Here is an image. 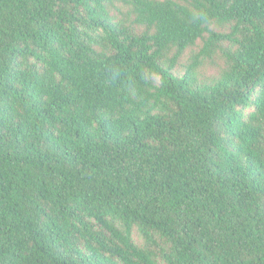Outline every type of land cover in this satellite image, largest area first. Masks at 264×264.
I'll use <instances>...</instances> for the list:
<instances>
[{"label": "trees", "instance_id": "trees-1", "mask_svg": "<svg viewBox=\"0 0 264 264\" xmlns=\"http://www.w3.org/2000/svg\"><path fill=\"white\" fill-rule=\"evenodd\" d=\"M0 264H264V0H0Z\"/></svg>", "mask_w": 264, "mask_h": 264}, {"label": "rangeland", "instance_id": "rangeland-1", "mask_svg": "<svg viewBox=\"0 0 264 264\" xmlns=\"http://www.w3.org/2000/svg\"><path fill=\"white\" fill-rule=\"evenodd\" d=\"M188 57H189V52H187L186 55L184 56V60H187ZM222 63L223 62L221 55L216 56L213 61L206 62L204 66L201 67V71L206 78H209L219 70V66L222 65ZM133 240L136 244L139 245H141L143 242L141 236L136 230L133 233Z\"/></svg>", "mask_w": 264, "mask_h": 264}]
</instances>
